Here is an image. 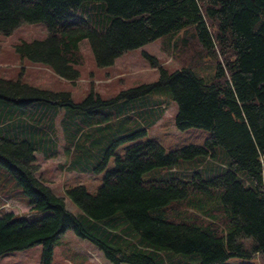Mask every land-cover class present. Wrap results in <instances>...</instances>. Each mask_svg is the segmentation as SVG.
<instances>
[{"label": "trees", "instance_id": "trees-1", "mask_svg": "<svg viewBox=\"0 0 264 264\" xmlns=\"http://www.w3.org/2000/svg\"><path fill=\"white\" fill-rule=\"evenodd\" d=\"M84 1L0 0V33L8 35L22 22H43L47 37L21 42L16 50L75 80L83 39L97 66H107L128 50L183 30L187 35L174 49L194 48L188 62L211 59L215 72L206 81L188 66L172 72L160 67L156 82L108 100L91 92L81 103L66 91L0 77V168L13 178L6 186L0 181V189L21 195L41 213L30 219L0 212V256L42 244L39 264H51L55 241L72 230L112 264H165V251L189 255L191 264H227L231 257L258 264L253 255L264 264V0H97L102 13L81 8ZM103 16L108 25L92 24ZM158 88L169 90L177 105V129L208 131L203 144L166 150L154 138L131 142L145 129L126 121L123 131L129 133L112 136L107 127L129 116L113 118L110 109ZM166 106L154 104L138 117L155 124ZM88 116L95 123L80 124ZM39 153L45 159L64 155L65 169L104 171L95 193L83 184L65 189L80 215L41 178ZM213 191L218 207L207 208L202 197ZM177 201L186 203L183 211L173 207ZM118 224L130 235L111 227Z\"/></svg>", "mask_w": 264, "mask_h": 264}, {"label": "rangeland", "instance_id": "rangeland-1", "mask_svg": "<svg viewBox=\"0 0 264 264\" xmlns=\"http://www.w3.org/2000/svg\"><path fill=\"white\" fill-rule=\"evenodd\" d=\"M102 4V1L89 0L84 1L81 8L87 10L89 13H94L95 11L102 13ZM81 14L83 13L81 12ZM92 24L106 26L109 24V19L107 20L103 16V19L92 20ZM47 34V28L43 22H22L10 34L4 35L0 33V77L9 79L20 78L23 82L42 89L66 91L70 93L74 103H81L91 92H93L94 97L99 95L101 99L108 100L115 98L121 91L128 88L156 82L159 79L160 67L166 69L168 72H172L183 66H188L193 68L196 75L203 77L206 81H210L215 72V64L211 59L201 58L197 63L194 62L193 65L188 62L190 56L195 51L194 48L190 46L182 48L180 46L174 49L173 44L187 35V32L181 30L174 35H163L143 46L128 50L107 66H97L87 39H83L79 44L81 62L76 66L79 71L78 77L75 80H67L56 75L45 64L32 62L27 58L21 57L16 50L17 44L33 40H43L47 37ZM148 56H152L155 59L156 65H152L154 61ZM159 103L167 104L161 119L155 124H150L145 120L141 122L138 117L139 112L145 108H154L152 106ZM109 107L105 108L110 109ZM110 110L113 111L111 115L113 118L116 115L129 116L128 118L122 117V124L117 121L111 128L107 127L109 131L111 129L114 132L112 136L129 133V130L123 131L125 129V121L128 127L130 124L135 123L140 124L145 129V132L131 142L154 138L166 150H169L187 144H203L204 139L208 135V131L203 128L191 127L185 130L176 128L174 117L177 112V105L172 99L170 91L164 88H158L145 98H138L119 104ZM61 112L63 113V110ZM155 114L156 110L151 113V117H154ZM60 115L58 114V119ZM137 120L140 123H137ZM82 122L85 123L82 124ZM92 122L95 123V117L88 116L80 124L87 126ZM94 132L96 137L99 131L94 130ZM129 143L119 145L118 152L123 153L124 146ZM99 146L100 142L94 145V150L98 151ZM218 150L219 152H223L220 148ZM37 163L39 164L41 178L56 195L64 197L67 209L75 215H80L81 211L66 198L65 189L76 184H83L88 192L95 193L104 175V171L92 172L80 171L73 168L65 169L66 158L62 154L57 158L45 159L39 153L37 154ZM112 164L113 159L111 158L106 168L108 169ZM0 171L1 184L3 186L10 185L13 178L8 172L7 174L4 170H1V168ZM7 192L8 190L0 189L1 213L10 212L15 216H29L30 219L40 217L41 213L35 209H31V206L21 195L16 194L13 196ZM205 194L207 195H203L204 202L202 204L207 208L218 207V192H206ZM186 200L189 201L190 197ZM180 202L173 207H176L178 211L179 209L183 211L187 205L185 202ZM212 213L217 217L219 216L218 211H212ZM111 227L122 235H130V233L125 232L121 224ZM244 243L246 246H250L251 240L244 239ZM41 252L42 244H35L29 248L0 256V264H39ZM163 255L165 264H191L192 262L189 255L167 251ZM250 260L262 264L261 258L258 255H253ZM243 261H247V259L231 257L227 259L226 263L239 264ZM51 264L112 263L104 257L103 253L91 241L77 236L72 230H67L54 243Z\"/></svg>", "mask_w": 264, "mask_h": 264}]
</instances>
